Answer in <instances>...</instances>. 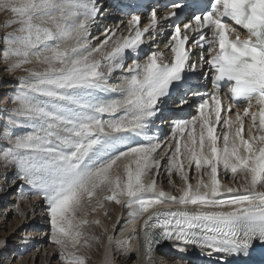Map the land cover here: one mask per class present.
<instances>
[{
    "label": "snow or ice",
    "instance_id": "6c2138e0",
    "mask_svg": "<svg viewBox=\"0 0 264 264\" xmlns=\"http://www.w3.org/2000/svg\"><path fill=\"white\" fill-rule=\"evenodd\" d=\"M118 7L127 18L102 28V0H0V61L23 73L0 161L21 199L43 198L61 264H88L105 239L104 264H131L134 237L139 264L164 242L191 264H264V0ZM174 175L179 195L158 184ZM109 204L127 209L118 232L91 218Z\"/></svg>",
    "mask_w": 264,
    "mask_h": 264
},
{
    "label": "bare ground",
    "instance_id": "6f19581e",
    "mask_svg": "<svg viewBox=\"0 0 264 264\" xmlns=\"http://www.w3.org/2000/svg\"><path fill=\"white\" fill-rule=\"evenodd\" d=\"M94 35H101V31H95ZM101 38H103L101 36ZM130 62V61H129ZM1 75V74H0ZM0 84H1V79H0ZM3 104V103H2ZM169 135H167L165 138L169 137ZM6 173V172H5ZM175 180V185L169 184L167 181L166 177H162L160 179H158V184L160 185V182L162 185H160V187H162L165 191L171 192L173 195H179V192L177 191V187L182 185V181H180L175 175L173 176V178ZM222 179H224L222 177ZM22 183V181L18 180L16 178L15 181H13V183H11V185H9L10 189L7 190L6 193V197L2 199L0 198V203L4 202L3 204H5V208L9 205V207H7V217H3L0 219L1 222V227H5V225L7 224V219H9L11 216L12 212H16L15 215L16 218L11 220V228H10V232L7 233L6 235H4L2 238L0 239H6L7 236L8 237V244L7 247H3L2 245H0V254L6 252L8 249H10V247H14V250L12 251V253H17L18 249L19 252L21 253V248L17 249V245H15L16 242H18L19 240L23 241V240H27L26 242H28L27 248L25 249V251L23 253H21V255L19 256V258L21 257L20 263L17 264H28L27 260L30 259L32 260V264L36 263L38 261H40L39 264H44L43 262L46 261L50 262V264H58L59 262H57L55 260V256H57V248L54 246H49V248L51 247L52 249H50L51 251H55V254L53 256L47 255L46 257L44 256V254H41V251L44 249V252L47 250V241H49L48 239V235H49V226L47 227V222L48 219L44 220V222L46 224H39L36 225L32 230L29 231V233L31 234L29 237V234H27L25 232L26 229H29L30 226L33 224V222H35V214H37L40 211L43 210V208H46L43 202V198L39 195L38 197H35V200H30L31 203V208L29 209L28 205L24 206V200L21 199L20 196H17V194L11 195L15 189H17V187ZM193 183H195V180L193 179ZM225 183L229 186H236V181L234 180H230V179H225ZM1 196V195H0ZM39 199V200H38ZM17 201L18 206L21 205L20 210L22 208V213H24L23 216L20 215V211L18 210L17 207H11L10 205L13 204V202ZM26 203V201H25ZM164 208H179L181 207L180 205H175V204H165L163 206ZM35 208L36 211L34 214L29 215V213L31 212V210ZM123 208L122 205H116V204H112V206L110 207L109 211H107V216L104 215V212L101 211V213L97 216L94 215L91 218L92 219H100L102 221V225L103 227L112 229L113 226H115L117 232L118 230L125 226L123 221L127 219L126 213L121 214V209ZM5 210V211H6ZM4 211V212H5ZM44 211V210H43ZM2 212V210H1ZM41 214V213H40ZM146 218V216H145ZM43 223V222H41ZM142 223V221H137L136 224L134 226H130V227H134L136 230L139 229L140 224ZM96 231L95 232H101L100 228H95ZM48 230V234L46 237H41L42 234H44V231ZM43 231V232H41ZM36 232L38 234V236H36ZM0 233H2L0 231ZM25 236V238L23 239V236ZM34 236H36V239H38V237L40 236V240L36 241L35 239L32 240V238H34ZM35 242L34 246L31 245V242ZM35 240V241H34ZM19 241V242H20ZM12 243V244H11ZM11 244V246H9ZM107 244V241L105 239V244H104V248H103V253L101 255V257L99 258V261L96 264H104V249L105 246ZM22 244H20L21 246ZM25 245V244H24ZM53 245V244H51ZM19 247V246H18ZM23 247V246H22ZM134 251L136 252V257L135 259L131 262V264H139L140 260L142 259V252H141V247L138 248V239L137 237L133 238V245H132ZM24 249V248H23ZM17 251V252H15ZM156 253L158 254V256H155V262L156 264H159V254L164 253V255L166 256V260H162L161 262H163V264H191V259H177L175 257H178L180 254L174 250L172 248V245L169 244H163L161 246H159L156 250ZM169 255V256H168ZM188 255L189 257H192L194 259H201L198 255V251L193 249V248H189L188 250ZM163 256V255H162ZM17 257V255L15 256ZM11 259V258H10ZM10 261V260H9ZM0 262H1V257H0ZM11 264H16V263H11ZM61 264V263H60ZM116 264H129V258L128 257H124L123 259L120 258L119 255H116ZM162 264V263H161Z\"/></svg>",
    "mask_w": 264,
    "mask_h": 264
},
{
    "label": "rangeland",
    "instance_id": "374dc122",
    "mask_svg": "<svg viewBox=\"0 0 264 264\" xmlns=\"http://www.w3.org/2000/svg\"><path fill=\"white\" fill-rule=\"evenodd\" d=\"M0 19H3V17H0ZM5 67H6V62L0 61V74H1L0 75V79H1V84H0V120L3 119V114H4L3 110L4 109H10V108L14 107V105L11 103L10 97L12 96L13 88L15 87L16 78L23 74L22 72H19V71L15 72V73H9L8 71L5 70ZM0 143L6 144L7 142L4 141V142H0ZM14 172H15L14 167H12V166L4 167L3 162L0 161V195H1L0 198H1V200L3 198H5L4 196L7 193V190L10 189L9 185H11V183H13V181L16 180ZM5 174L7 175V178H5ZM21 184L17 187V189H15V191L11 195L15 196L17 194V196H20ZM160 185H162L161 182H160ZM6 188H7V190H6ZM24 191H27L26 187L24 188ZM36 196L38 197L39 195H28L26 200L23 199L24 200V206L28 205V207L30 209L31 208L30 200H35ZM25 201H26V203H25ZM3 203L4 202L0 203V219L5 217V216L7 217V210L6 209H7V207H9V205H8L5 208L4 205L6 203L5 204H3ZM10 206L11 207H17L20 212L22 211V208L20 210L21 205L18 206L17 201L13 202V204H11ZM111 206H112V204L107 205L106 211H109ZM1 210H2V212H1ZM40 210L37 214H35L36 215L35 219L39 216V214L41 212ZM123 213H127V209L124 207L121 209V214H123ZM15 214H16V212L11 213V216H9L10 218L7 219V222H6L7 224L5 225V227H1L2 225L0 222V231L2 232V233H0V238H2L4 235H6L7 233L10 232L11 220L15 219L17 216ZM41 224H46V223L43 221V223H41ZM46 226L47 227L49 226L48 222H47ZM92 230L96 231L95 228ZM41 232H43V231H41ZM96 233H100V232H96ZM47 234H48V230L44 231V234H42V236L46 237ZM30 235H29V237H30ZM25 236L26 235L23 236V239L25 238ZM36 236H38L37 233H36ZM8 237L9 236L6 237V240H8ZM48 239H49V237H48ZM19 241L16 242L15 245H17L16 246L17 249L21 248V253H23L25 251V249L27 248L28 242L24 243V240L23 241L21 240L20 242ZM7 244H8V241H7ZM11 244L9 246H11ZM20 244H22V245L20 246ZM104 244H105V241L103 244H101L99 246H94L92 250H88L86 252V254L90 257V259L88 260V264H96L99 261V258L101 257V255L103 253ZM32 246H34L33 242H32ZM49 246L52 247L54 245H51L50 241H47V250L45 252H44V249L41 251V254H44L45 257L49 254H50V256H53L55 254V251L54 250L51 251L50 249H52V248L51 247L49 248ZM13 250H14V247H10V249H8L6 252L0 254L1 262H3V264H11L12 262L16 263V264L20 263L21 257L19 258V256L21 255V253L19 252V249L17 250L18 252L15 251L17 253H12ZM16 255H17V257H15ZM54 258L57 262H59L58 264L61 263L58 260L57 256H55ZM27 262H28V264H32V260L30 259V256H29V259L27 260ZM39 263H40V261L37 262V264H39ZM43 263L44 264H50V262H47L46 259ZM161 263L163 264V262H160L159 264H161ZM33 264H36V263H33Z\"/></svg>",
    "mask_w": 264,
    "mask_h": 264
}]
</instances>
